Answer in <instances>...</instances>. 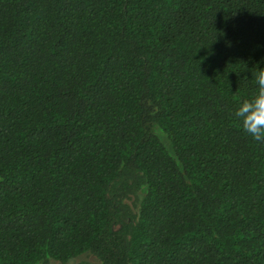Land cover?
Here are the masks:
<instances>
[{"label":"trees","instance_id":"obj_1","mask_svg":"<svg viewBox=\"0 0 264 264\" xmlns=\"http://www.w3.org/2000/svg\"><path fill=\"white\" fill-rule=\"evenodd\" d=\"M257 67L264 0H0V264H264Z\"/></svg>","mask_w":264,"mask_h":264},{"label":"clouds","instance_id":"obj_2","mask_svg":"<svg viewBox=\"0 0 264 264\" xmlns=\"http://www.w3.org/2000/svg\"><path fill=\"white\" fill-rule=\"evenodd\" d=\"M256 92L241 103L234 112V118L242 123L243 131L257 142H264V67H257L252 74ZM68 264H73L72 260Z\"/></svg>","mask_w":264,"mask_h":264},{"label":"rangeland","instance_id":"obj_3","mask_svg":"<svg viewBox=\"0 0 264 264\" xmlns=\"http://www.w3.org/2000/svg\"><path fill=\"white\" fill-rule=\"evenodd\" d=\"M73 264H80L81 262H87L89 264H101V261L91 253H85L77 258L72 259ZM50 264H63L58 261H51ZM68 264V263H66Z\"/></svg>","mask_w":264,"mask_h":264}]
</instances>
